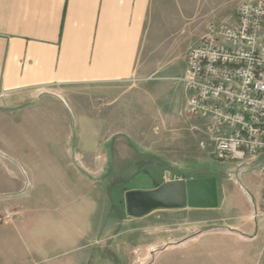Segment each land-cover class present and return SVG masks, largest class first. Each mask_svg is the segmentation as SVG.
I'll use <instances>...</instances> for the list:
<instances>
[{
    "label": "crops",
    "instance_id": "obj_1",
    "mask_svg": "<svg viewBox=\"0 0 264 264\" xmlns=\"http://www.w3.org/2000/svg\"><path fill=\"white\" fill-rule=\"evenodd\" d=\"M183 3L184 10L191 5ZM180 6L178 0H0V214L13 212L0 221V264H114L101 242L110 245L111 236L126 233L129 247L151 249L150 262L138 256L131 264H151L157 256L158 264H264V185L252 166L214 168L227 175L214 174L215 209L159 207L123 217L132 224L112 230L118 213L102 193L101 171L132 161L131 142L118 146V157L111 145L132 136L134 104L148 115L140 82L153 77L157 38L164 26L174 29ZM39 103L45 110L74 109L75 132L66 115L29 109ZM176 118L161 119L163 132ZM146 120L135 131L151 130L154 121ZM72 136L91 145H70ZM200 149L210 155V147ZM233 192L240 197L237 213ZM103 208L110 219L104 224ZM154 226L174 232L153 237Z\"/></svg>",
    "mask_w": 264,
    "mask_h": 264
},
{
    "label": "rangeland",
    "instance_id": "obj_2",
    "mask_svg": "<svg viewBox=\"0 0 264 264\" xmlns=\"http://www.w3.org/2000/svg\"><path fill=\"white\" fill-rule=\"evenodd\" d=\"M182 6L175 7L177 22L173 30L166 29L164 27L161 30L160 39L157 38L158 47L153 51L151 56L153 70V77L145 79L140 82L143 88L146 89L149 107L148 115L145 109H140L134 104L133 109V124L134 132L131 137L116 138L114 146L112 147V155L114 151L117 157L119 156V145L125 146L127 143L132 144V161L126 163H120L111 169H103L101 171V178L99 179L102 193H106L110 196V208L116 210L118 213L117 222L114 223V233L124 230L126 226L132 224L130 221L122 220L121 218H127L129 216L126 213L124 203H119L120 199H123L124 190L132 188H147L148 186H142L143 165L142 160H148L154 162L157 165L163 167L166 171V175H184L185 178L193 176L204 175H217L220 180L227 175L222 170L214 168L227 169L231 164L227 162H220L212 158L211 155H207L201 152L199 147V139H205L204 135L196 130L189 129V126L194 123L193 120L187 118L183 114V102L186 94L183 92V83L178 79L182 75L184 68V56L187 48L190 44L197 42L200 37L206 32L207 25L209 23H219L227 21L230 14L237 4H241L247 0H190L191 4L184 10V0H178ZM182 2V3H181ZM183 9V10H182ZM167 17V16H165ZM160 18V17H159ZM154 20L149 25V31L153 28ZM149 34H151L149 32ZM150 36V35H149ZM86 102H88L86 100ZM96 107V103L93 105ZM73 108V107H72ZM35 114L43 112H51L56 114H63L67 116V124L63 125L62 129L75 132L73 113L74 109H70L67 105L61 107H52L45 110L43 105L35 104L29 108ZM93 107L88 104L87 110H92ZM29 110V111H30ZM175 114L177 117L169 128L163 132L161 119L166 117L167 114ZM154 121L152 129H145V131H135V126L138 122L145 120ZM146 120V121H147ZM146 123V122H144ZM143 123V124H144ZM140 125V124H139ZM154 128V130H153ZM55 129V128H54ZM142 134V135H141ZM75 141H80L82 145L90 146L86 138H79L72 136L70 139V145H73ZM74 146V145H73ZM205 148H209L207 145ZM206 160V161H205ZM250 180L253 184L257 183V177L255 172L248 171ZM24 176V172H22ZM29 176V172L27 173ZM187 175V176H186ZM146 183V182H145ZM227 183H231L228 182ZM87 185V184H86ZM95 185L94 187H96ZM91 188V185H88ZM121 194V195H120ZM238 208L231 211L240 212V197L236 193H230L229 198H234L237 201ZM244 202L248 206L247 199L245 197ZM116 200V201H115ZM119 204V205H118ZM87 207V206H86ZM97 204H95V209ZM201 209H215V207H196ZM105 208L101 211L102 224L110 221L109 217L104 214ZM44 211H42L43 213ZM9 213V212H8ZM13 217V212L9 213V216L0 214V221L9 220ZM92 218V216H90ZM95 221L98 219L96 217ZM92 219H90L91 221ZM113 221V220H112ZM86 222V221H85ZM137 222V221H136ZM174 226L164 228L159 231L154 226L151 230H154L150 234L160 233L159 236L168 235L174 232ZM113 233V234H114ZM126 234H116L111 236L108 241L110 245H107V240H102L101 251L102 254L106 253L112 256L114 264H131L136 262L138 256L144 258L138 259L141 263L149 261L151 257V249H135L128 246L129 238H126ZM132 239V238H131ZM134 241L137 239L134 237ZM153 245V244H152ZM156 245L155 247H159ZM144 255V256H143ZM162 257V256H160ZM132 258V259H131ZM103 261H101V264ZM140 264V263H139ZM151 264H158V256L155 257Z\"/></svg>",
    "mask_w": 264,
    "mask_h": 264
},
{
    "label": "built area",
    "instance_id": "obj_3",
    "mask_svg": "<svg viewBox=\"0 0 264 264\" xmlns=\"http://www.w3.org/2000/svg\"><path fill=\"white\" fill-rule=\"evenodd\" d=\"M178 79L189 129L205 137L199 146L237 171L256 167L264 185V0L239 4L233 22L209 23L188 46Z\"/></svg>",
    "mask_w": 264,
    "mask_h": 264
},
{
    "label": "water",
    "instance_id": "obj_4",
    "mask_svg": "<svg viewBox=\"0 0 264 264\" xmlns=\"http://www.w3.org/2000/svg\"><path fill=\"white\" fill-rule=\"evenodd\" d=\"M143 174L149 187L124 190L123 203L130 216H141L159 207H215L218 204L214 175L175 178L151 163L145 165Z\"/></svg>",
    "mask_w": 264,
    "mask_h": 264
},
{
    "label": "trees",
    "instance_id": "obj_5",
    "mask_svg": "<svg viewBox=\"0 0 264 264\" xmlns=\"http://www.w3.org/2000/svg\"><path fill=\"white\" fill-rule=\"evenodd\" d=\"M120 195H121V194H120ZM115 201H116V200H115ZM119 203H123V199H122V200L120 199ZM118 205H119V204H118ZM126 213H127V212H126Z\"/></svg>",
    "mask_w": 264,
    "mask_h": 264
},
{
    "label": "flooded vegetation",
    "instance_id": "obj_6",
    "mask_svg": "<svg viewBox=\"0 0 264 264\" xmlns=\"http://www.w3.org/2000/svg\"><path fill=\"white\" fill-rule=\"evenodd\" d=\"M148 185H149V183H148ZM149 187V186H148Z\"/></svg>",
    "mask_w": 264,
    "mask_h": 264
}]
</instances>
